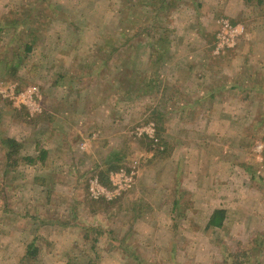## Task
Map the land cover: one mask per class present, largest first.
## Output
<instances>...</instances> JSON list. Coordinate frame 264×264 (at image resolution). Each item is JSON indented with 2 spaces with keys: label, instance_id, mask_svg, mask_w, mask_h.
I'll return each instance as SVG.
<instances>
[{
  "label": "rangeland",
  "instance_id": "1",
  "mask_svg": "<svg viewBox=\"0 0 264 264\" xmlns=\"http://www.w3.org/2000/svg\"><path fill=\"white\" fill-rule=\"evenodd\" d=\"M6 87L0 264H264V0H0Z\"/></svg>",
  "mask_w": 264,
  "mask_h": 264
},
{
  "label": "built area",
  "instance_id": "2",
  "mask_svg": "<svg viewBox=\"0 0 264 264\" xmlns=\"http://www.w3.org/2000/svg\"><path fill=\"white\" fill-rule=\"evenodd\" d=\"M0 90H1V92H4L5 96H8V98L13 99L18 105L19 104H25L27 106H31L33 104L32 103V95L36 94L33 89H26V90L18 92V93H16L15 89H13L12 87H6V88L0 89ZM128 178H129V181H131V174L128 176ZM124 182L126 183L127 180L124 179ZM127 185H129V182H127ZM94 186L95 187H91V189H90L92 192V195L94 197H97L100 193L108 196V192L104 186L97 184L96 181H95ZM114 186H116L115 183H114Z\"/></svg>",
  "mask_w": 264,
  "mask_h": 264
},
{
  "label": "trees",
  "instance_id": "3",
  "mask_svg": "<svg viewBox=\"0 0 264 264\" xmlns=\"http://www.w3.org/2000/svg\"><path fill=\"white\" fill-rule=\"evenodd\" d=\"M153 29V27H152ZM148 27H146L145 25H140L139 27H137L136 31H138V33H146L148 31ZM159 39V38H158ZM12 142V143H11ZM14 141H12V139H7L6 140V143H10L9 144V147H10V150L9 152L7 153V160L9 162H13V157H12V152H13V149H14V146H13V143ZM28 160H31V158L29 157ZM223 214H224V210L223 209H215L212 213V215L210 216V219H209V222L208 224L209 225H212V226H220L223 222Z\"/></svg>",
  "mask_w": 264,
  "mask_h": 264
}]
</instances>
